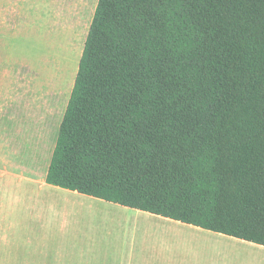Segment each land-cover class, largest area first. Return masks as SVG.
Wrapping results in <instances>:
<instances>
[{"label":"trees","instance_id":"trees-1","mask_svg":"<svg viewBox=\"0 0 264 264\" xmlns=\"http://www.w3.org/2000/svg\"><path fill=\"white\" fill-rule=\"evenodd\" d=\"M46 181L264 247V0H99Z\"/></svg>","mask_w":264,"mask_h":264},{"label":"rangeland","instance_id":"rangeland-1","mask_svg":"<svg viewBox=\"0 0 264 264\" xmlns=\"http://www.w3.org/2000/svg\"><path fill=\"white\" fill-rule=\"evenodd\" d=\"M98 2L56 0L47 9L14 10V0H0V169H10L0 178V264H12L13 254L27 248L28 233L43 232L33 216L43 205H27L49 195L61 204L56 243L100 251L102 264H264L263 249L212 232L117 214L109 202L20 187V176L48 173Z\"/></svg>","mask_w":264,"mask_h":264},{"label":"crops","instance_id":"crops-1","mask_svg":"<svg viewBox=\"0 0 264 264\" xmlns=\"http://www.w3.org/2000/svg\"><path fill=\"white\" fill-rule=\"evenodd\" d=\"M52 1L56 0H14V4L17 5L14 10L17 9H47L51 8L53 6ZM5 9V8H3ZM4 14H13V12L8 11L4 12ZM10 167V166H9ZM11 168V167H10ZM16 169V168H13ZM49 169V168H48ZM10 169L8 167L3 169H0V178L2 176H5L9 174ZM34 172H37L42 175H38ZM31 175H23L20 176V179H22V183L20 187H27L30 185H34L36 187H40L44 190H48L51 192V194H62L65 197L73 198L75 201H86V202H101L102 204H107L102 199L94 198L91 196L86 197L87 195L80 194L75 191H70L66 189H62L60 187H56L53 185H50L47 183L45 176V173L38 172V171H32ZM53 191V192H52ZM45 194V193H44ZM56 195V196H57ZM52 196V195H51ZM51 196L49 195L48 200L45 202L39 201L38 203L34 202L30 205H27L29 208H36L35 205H43L41 212H35L33 216L35 219L39 220V224L41 223L43 225V232H35V233H28L25 240H27L28 246L27 248H19L14 254L12 259V264H102V256L103 254H99L100 251H95L94 253H84L82 250H69L64 249L61 247L60 244L56 243L55 240V234L52 230L55 225V223L58 221V217L61 214V212L58 210L57 207L61 206V204L58 202V198H55L52 200ZM69 198V199H70ZM67 199V198H66ZM64 198V200H66ZM72 202V200H70ZM93 202V203H94ZM114 205H111V202L108 203L109 206H113L111 209L115 211V213L120 214L125 212V214L128 215V217L134 216L136 219L138 218H150V219H157L161 223H165L169 227H182L186 230H196L198 232H206L207 230L184 224L172 219L164 218L161 216H156L153 214H150L148 212L140 211L137 209H132L129 207H125L119 204L112 203ZM37 216V217H36ZM171 228V229H173ZM173 233V232H172ZM210 234H214L218 236L219 238H225L233 242H239L240 244H245L253 247L260 248L261 250H264L263 246L256 245L254 243L246 242L243 240H239L237 238L229 237L223 234L214 233L211 231H208ZM177 234H172L171 236ZM20 247V246H19ZM122 257H125L124 254H122ZM111 264V262H110Z\"/></svg>","mask_w":264,"mask_h":264}]
</instances>
